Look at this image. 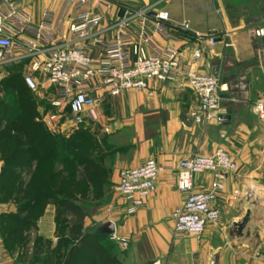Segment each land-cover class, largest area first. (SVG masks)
<instances>
[{"label":"crops","instance_id":"0c3cea01","mask_svg":"<svg viewBox=\"0 0 264 264\" xmlns=\"http://www.w3.org/2000/svg\"><path fill=\"white\" fill-rule=\"evenodd\" d=\"M110 1V10L100 0H92L87 6L104 13L99 30L108 41L116 35L119 18L126 17L130 32L137 37L143 20L154 25L152 12L170 13L165 29L151 30L153 43L146 44V51L154 53L155 46L178 48L184 62L197 71L216 75L221 85L220 114L203 124L196 123L190 112L198 99L185 79L153 81L148 90L119 95L96 87L93 94L99 99V120L87 121L70 132L65 128L66 134L57 133L81 139L72 156L64 161V154L59 157L50 145L41 147L46 165L60 175L58 184L33 188L27 178L24 184L17 179L8 185L0 182V264H31L38 251L34 248L38 238L51 240L50 253L55 252L59 241L58 199L73 198L85 207L82 190L107 189V174L111 175L110 188L116 189L122 169L138 167L148 159L175 166L196 154L211 155L221 147L229 151L237 170L227 175L225 187L213 204L221 211L217 226H209L201 235L175 234L172 213L183 205L186 194L177 187L176 171L166 170L160 173L156 191L135 213H128L124 199L114 198L99 214L86 210L83 232L98 237L101 244L109 241L110 246L103 247L108 251L105 254L118 264H264V119L256 113L257 105H264V0ZM9 3L29 17L33 28L39 27L46 12L53 17L51 26L42 31L41 52L29 55L18 49L11 63L0 66V80L19 74V87L32 91L24 75L41 79L32 63L35 58L43 61L60 40H69L75 11L68 0H9L2 9L7 10ZM210 37H215L214 44ZM26 38L34 40L35 36L28 33ZM196 47L202 51L200 59L193 57ZM98 81L94 79L93 85ZM39 93L49 96L51 102L55 90L45 83ZM223 115L229 119H220ZM78 131L81 134L76 135ZM22 169L18 175L26 173ZM31 169L49 172L36 165ZM213 179L210 172L196 175L195 190L209 189ZM244 219L247 223L240 231L236 223ZM21 221L26 224L19 229ZM109 221L114 223L117 237L128 239L126 246L99 231ZM69 253L70 249L59 264H65ZM72 255L73 264H81V250L72 248Z\"/></svg>","mask_w":264,"mask_h":264},{"label":"built area","instance_id":"2783aa9c","mask_svg":"<svg viewBox=\"0 0 264 264\" xmlns=\"http://www.w3.org/2000/svg\"><path fill=\"white\" fill-rule=\"evenodd\" d=\"M8 1L0 0V66L11 63L18 49L29 55L41 52L42 31L53 21L52 14L46 12L39 27L33 28L29 17L18 6L9 3L7 10L2 9ZM68 1L75 11L69 26V40H60L43 61L34 59L32 68L42 74L41 79L34 74L24 75V82L32 91H38L45 83L55 90L50 103L53 110L44 116L51 131L66 134L65 128L70 132L81 128L87 121H98L99 99L93 94L96 87L106 88L111 95H119L135 89L148 90L153 81L185 79L198 99V104L190 112L196 123L203 124L219 116L221 85L216 75L195 70L183 61L182 51L178 48L155 46L154 53L146 51V44L153 43V27L163 30L170 21L167 10L156 12L154 25L143 20L137 37L130 32L126 17L119 18L116 35L108 41L102 29L99 30L104 13L93 7L87 8L92 0ZM100 2L107 10L113 6L110 0ZM28 33L34 34L35 39L26 38ZM84 40L86 43L81 44ZM209 40L214 44L216 39L210 37ZM193 57H202L199 47L194 49ZM96 78L99 81L93 85ZM257 110L264 119V105H258ZM166 170L176 171L177 187L186 194L183 205L172 213L175 234L201 235L209 226H217L221 211L213 204L225 187L227 175L237 170V163L229 151L221 147L211 155L196 154L175 166H162L155 159H148L138 167L122 169L117 191L128 203V213H135L145 204L156 191L160 173ZM207 172L214 175L209 189L196 191V175ZM112 238L122 246L128 244L126 238L115 234Z\"/></svg>","mask_w":264,"mask_h":264},{"label":"rangeland","instance_id":"374dc122","mask_svg":"<svg viewBox=\"0 0 264 264\" xmlns=\"http://www.w3.org/2000/svg\"><path fill=\"white\" fill-rule=\"evenodd\" d=\"M18 75L19 74H13L12 76H9V78H1L0 80L1 95L0 96L3 97L4 101L7 104L9 103V105H12L15 108L16 106L20 105L19 107L16 108V110L19 114V117L22 119L23 124L31 120H34V119H39L40 122L44 124L45 114L51 111L50 109L51 106H49L51 103L49 96L41 95L39 93L42 86H40L38 91H30V90L27 91L23 87L20 88L19 80L17 77ZM15 92L17 94H15ZM26 105H30V106L28 107ZM257 107H256V113L258 114V116H260L257 110ZM2 120H3V116L1 115L0 116V126H1ZM25 127L22 126V124H16V126L14 127H8V126L5 127L4 125L2 126L1 132H0V139H2L3 137L1 147L4 148L6 154L11 153V149H14L16 145L17 146L20 145L22 141V138H21L22 134L20 130L21 128H25ZM33 129L35 130V132L39 133L41 130V127L33 126ZM12 131H14L12 133L13 138L11 140L10 139L6 140L4 136L7 135L8 133H11ZM34 155H35V159L31 163L23 165L24 167L22 171H26V173L23 172L22 174H19V176L17 177V181L20 184H24V180L27 178V181L31 184V187L33 188H38L41 184L42 185L44 184L48 187H51L54 184H58L60 175L57 174L56 172H53L51 166L46 165L47 160L41 154V152L39 151L35 152ZM5 159L6 157L4 158V156H2V154L0 153V181L6 173L3 170ZM34 165L38 166L39 169L42 167L47 168L49 169V172L46 174H43L39 170L31 171L32 170L31 167ZM106 179L108 180L107 181L108 188L105 190L99 189V188L94 192L93 190H90L87 188L82 190V193L83 191L85 193L82 197L83 198L82 201L85 202L86 210H88L89 213L99 214L104 209V207L110 202V200L120 197L117 191V185H116V189L110 188L111 175L107 174ZM114 186L115 184H113V187ZM8 193L9 191L7 192V196H8ZM64 220H65L64 221L65 224L61 222L62 225L60 224L61 226H60V229H58L57 235L61 234L62 231L63 233H65L66 231V229H63V228L66 227L67 219H64ZM83 229H86V228L83 226ZM26 242L28 241L26 240ZM62 242L61 244H59L57 251H55V253H50L52 241L47 240V239L38 238L34 244L35 250L36 248H38V251H36L35 254L33 255V260L31 264H59L64 259L63 254H62L63 251H67L70 248L72 249V245H73L72 244L73 242L70 239L62 240ZM23 243H24V240H23ZM79 243L80 242L75 240L74 242L75 248L77 245H79ZM83 243H84L83 244L84 247L81 248L82 254L80 256L81 261L84 264H91V262H89L90 261L89 257L84 255V251H88L89 250L88 248L92 249L94 244H91V243H93V240L91 238H88ZM101 246L104 248L106 246L109 247L110 242L109 241L104 242L103 240V244H101ZM44 253H47L48 256H44ZM30 260L31 259H29V261Z\"/></svg>","mask_w":264,"mask_h":264},{"label":"trees","instance_id":"16d2710c","mask_svg":"<svg viewBox=\"0 0 264 264\" xmlns=\"http://www.w3.org/2000/svg\"><path fill=\"white\" fill-rule=\"evenodd\" d=\"M27 104V103H26ZM20 105L16 106L19 107ZM30 106V105H26ZM15 107L12 105L7 104L4 100L0 99V116H3V120L1 121V126H0V132L1 128L4 125L5 127H14L16 124H22V126H26L25 128H21V134L22 136H25L26 139L21 141L20 145H16L14 149H11V153L6 154L4 148H2V141L3 137L0 142V153L2 156H4L5 162H4V167L3 170L6 172L5 175L2 177L1 181L5 182L7 185L11 180L17 179L19 176L17 172H19V169L24 167L23 165L31 163L35 159V152H41L44 151L41 147L50 145L49 147L54 149V151H58L59 157L61 156L60 154L62 153L63 155V160L66 161L68 160L74 151L78 149L79 145L81 144V139H78L77 137L71 136L70 138H64V136H61V134L57 133H51L50 131L48 132V129L46 126H44L43 123L41 122H34V120H31L27 123H22V119L19 117V114L17 112ZM33 126L36 127H41L40 132H35L33 129ZM8 133L7 135L4 136L6 140H11L13 138L12 133ZM42 132V133H41ZM46 134L51 137V140H49L46 137ZM81 134V131H78L76 135ZM45 136L44 141L42 142L43 137ZM49 140V142H48ZM42 144H40V143ZM32 147V149H31ZM38 147V148H37ZM43 155V154H42ZM45 157V155H44ZM62 160V159H60ZM20 163V165H19ZM87 170V165L85 167ZM89 180H92V175H87ZM66 179L63 181H60V184L57 188V192H61V185L64 183ZM0 181V182H1ZM7 189L9 186H7ZM85 193H83L84 195ZM54 195V194H53ZM53 195H51L52 200L54 199ZM56 202V199H55ZM57 205L59 207V213L57 215V229H60V226L65 224V220L67 219V224L66 227L63 229H66L65 233L63 231L61 234L58 235L59 241L58 244L56 245L55 251H57V248L59 244H61L62 240L65 239H70L73 243L72 248H75L74 242L77 240L79 245L76 246L75 250L80 249L84 247V243L88 238H91L93 240L94 244L92 249L88 248V251H84V255L87 257L92 258L89 262L91 264H118L117 261L111 257V255L108 256V254H105L108 251L104 249L101 246L99 238L94 236V235H89V234H84L83 232V224L85 217L87 216V211L86 207L81 206L77 203L76 199L73 198H65V199H58L57 200ZM26 223L21 221L20 224L18 225V228L21 229V225H25ZM61 224V225H60ZM62 228V227H61ZM63 243V242H62ZM38 249V248H36ZM55 253V252H54ZM63 257L66 256V251H63ZM82 254V253H81ZM60 255V254H59ZM72 249L70 248V253L66 259L65 264H73L72 260ZM81 256V255H80ZM58 263V262H57ZM86 263V262H85ZM81 264L82 263L81 261Z\"/></svg>","mask_w":264,"mask_h":264},{"label":"water","instance_id":"95a60500","mask_svg":"<svg viewBox=\"0 0 264 264\" xmlns=\"http://www.w3.org/2000/svg\"><path fill=\"white\" fill-rule=\"evenodd\" d=\"M151 15L152 16H155L156 13L155 12H152ZM219 118L220 119H223V120L229 119L228 116H224V115L223 116H220ZM246 223H247V220L244 219L242 222L236 223V226H238L239 230L242 231L245 228ZM99 231L101 233H104V234L114 235L116 229H115L114 223L111 222V221H109V222L103 224L101 227H99Z\"/></svg>","mask_w":264,"mask_h":264}]
</instances>
